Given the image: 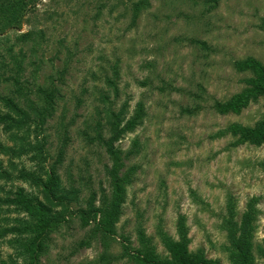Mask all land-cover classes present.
Returning <instances> with one entry per match:
<instances>
[{
  "label": "rangeland",
  "instance_id": "1",
  "mask_svg": "<svg viewBox=\"0 0 264 264\" xmlns=\"http://www.w3.org/2000/svg\"><path fill=\"white\" fill-rule=\"evenodd\" d=\"M136 1L42 0L30 23L0 36V61L6 64V37L13 42L32 28L44 33L45 41L35 53L40 60L35 81L41 85L52 77L61 99L48 120L50 155L43 165L53 161L65 128L68 139L57 172L62 181L66 170L74 180L78 171L89 175L88 189L79 187V199L89 187L96 196L99 186L108 191L104 167L110 161L88 140L95 125L104 123L100 95L108 93L114 111L125 103L126 119L138 104L142 110L133 131L115 143L121 159L127 153L118 173L129 167L133 171L112 238L103 244L96 236L89 247L75 249L88 228L81 230L74 217L50 234L36 264H91L100 255L109 258L108 264H136L130 253L139 247L137 231L155 255L167 256L160 234L176 240L178 215L184 218L189 252L231 264L225 221L239 223L248 206L254 211V263L264 264V143L235 145V137L217 135L231 123L252 126L264 114V97L237 115L211 109L214 100L228 99L243 87L245 75L231 67L232 61L251 57L264 65V0H220L215 5L206 0H147L148 6L135 15L131 5ZM191 41L205 42L209 49ZM23 48L28 59L29 45ZM115 64L118 93L113 99L104 78L111 77ZM32 69L26 65L23 77L29 79ZM7 87L0 82V96ZM4 112L0 101V115ZM5 144L9 142L0 126V145ZM30 155L14 162L32 170ZM1 182L6 191L10 185L20 186L26 194L39 196L25 182ZM11 208L0 210V231L26 219L24 212ZM16 236L7 231L0 236V259L28 264L21 249L8 244Z\"/></svg>",
  "mask_w": 264,
  "mask_h": 264
},
{
  "label": "trees",
  "instance_id": "2",
  "mask_svg": "<svg viewBox=\"0 0 264 264\" xmlns=\"http://www.w3.org/2000/svg\"><path fill=\"white\" fill-rule=\"evenodd\" d=\"M41 1L0 0V36L9 29H16L15 27H19L22 22L30 23ZM219 1L206 0L211 5ZM147 6V0H137L131 5L135 15L141 11L140 8L145 9ZM0 41H2L1 38ZM44 41V33L34 28L15 36L13 42L6 37L4 41L6 42V64L0 61V82H6L8 86L5 96H0V101L6 108V112L0 115V126L9 142V144L0 145V155L6 157L4 160L0 158V181H3L1 183L4 185L6 182L12 184L13 180L25 182L29 188H35L39 193V196L26 194L20 186L13 188V185H10L11 188L7 191L0 187V193H2L0 194V210H6V207L12 206L13 212H24L26 215L24 220H14L16 226L2 228L0 236L4 237L6 231L17 235L16 238L8 241V244L20 248L27 256L28 264L37 263L40 253L50 242V234L61 225H67L74 217L78 219L81 230L88 228L84 236L76 241L75 249L89 247L91 239L96 236H100L103 244L106 239L112 238L125 199V187L130 183V173L133 171V167H129L124 173H118L122 166L121 160L127 158V153H124L121 159L119 156L122 152L115 143L120 141L126 133L133 131L142 115L141 106L138 104L136 111L126 119L125 103L114 111L111 109L108 93L100 95L106 108L104 123L95 125L93 135L88 137V140L95 142L96 147L101 148L110 161V166L104 167L108 191L105 193L99 186L98 196H96L89 187L86 197L79 199V187L88 189L90 177L78 171L74 180L66 170V179L62 181L61 175L57 172V165L61 163L68 139L67 131L61 128V123H58V127L59 130L62 129V134L59 140L57 139L58 145L53 161L45 167L43 165L50 155L46 148L48 120L54 113L56 103L61 99V89L56 86L57 81L54 83L52 77L46 79L41 85L35 81V71L40 63V60H36L35 53ZM192 42L202 49H209L205 42ZM26 43L29 45L28 59H26L27 51L23 48ZM26 65L33 66L29 72V79L23 77ZM5 67L6 71H4ZM231 67L236 72L244 73L245 76L241 79L243 87L228 99L213 101L211 109L219 115H237L249 103L264 97L263 64L251 57H246L232 61ZM110 68L111 77H105L104 84L110 89L109 93L113 99H116L117 65ZM4 73H6L5 77ZM225 134L235 137V145L247 143L255 147L260 146L264 143V114L250 127L231 123L217 133V135ZM28 136H31V141L26 140ZM29 154H31L29 159L33 161L34 169L25 170L18 162H14L15 159L20 160L22 156ZM96 199L97 205H95ZM253 215L254 211L251 206H248L242 213L239 223L231 222L230 219L225 221L230 248L228 258L231 264H255L250 242ZM175 231L176 240L160 234L161 244L167 253L164 257L155 255L147 246L142 232L137 231L139 247L130 253V258L136 264H218L217 261L204 258L202 253L188 251L187 230L181 215L176 218ZM23 234L26 238L22 237ZM124 250H126L125 246ZM108 262L107 256L100 255L98 260L91 264H108ZM12 263L13 261L9 259L8 264ZM0 264H7L6 260L0 259Z\"/></svg>",
  "mask_w": 264,
  "mask_h": 264
}]
</instances>
